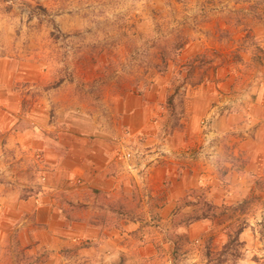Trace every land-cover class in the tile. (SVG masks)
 <instances>
[{
    "label": "rangeland",
    "instance_id": "obj_1",
    "mask_svg": "<svg viewBox=\"0 0 264 264\" xmlns=\"http://www.w3.org/2000/svg\"><path fill=\"white\" fill-rule=\"evenodd\" d=\"M39 196L126 250L44 244ZM0 264H264V0H0Z\"/></svg>",
    "mask_w": 264,
    "mask_h": 264
},
{
    "label": "crops",
    "instance_id": "obj_2",
    "mask_svg": "<svg viewBox=\"0 0 264 264\" xmlns=\"http://www.w3.org/2000/svg\"><path fill=\"white\" fill-rule=\"evenodd\" d=\"M88 153L90 154L86 155L84 152L81 153V160L75 163V167H72L71 173L83 176L87 184L100 191L110 192L117 189L119 184L116 183L112 176H108L107 167L95 159L94 153ZM187 178V175L176 176V180L171 182L172 187L175 189L183 188V184L188 180ZM30 203L33 205L36 214V223L41 227L38 232L40 236L44 235V240L42 241L44 244L54 242L61 243L62 245H72L75 241L90 239V244H94L92 248L95 252H99L100 250V253H103L104 246L110 249L107 250L108 252H111L114 250L113 247L115 245L117 248L126 250V244H124L123 240L126 241V236H129L128 231H126V228L131 224H128L129 222L123 223V229L112 233L106 232L107 235L104 236L101 230L90 224L89 216L87 215L85 216L87 219L84 218L80 222H70V220L60 213L59 208L56 207L54 201L49 197L39 196L34 201H30ZM84 250L87 251L88 249H83V253Z\"/></svg>",
    "mask_w": 264,
    "mask_h": 264
},
{
    "label": "trees",
    "instance_id": "obj_3",
    "mask_svg": "<svg viewBox=\"0 0 264 264\" xmlns=\"http://www.w3.org/2000/svg\"><path fill=\"white\" fill-rule=\"evenodd\" d=\"M239 234V232L237 231V233H235V235L230 234L229 235V242L228 245H231L233 242H235L236 240H238L237 235ZM227 250V246H225L224 250L221 251V255L224 254Z\"/></svg>",
    "mask_w": 264,
    "mask_h": 264
}]
</instances>
